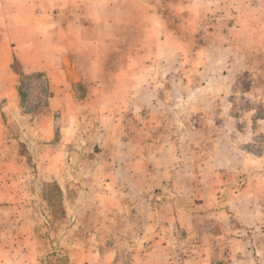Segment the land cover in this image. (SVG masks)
<instances>
[{
	"label": "rangeland",
	"instance_id": "1",
	"mask_svg": "<svg viewBox=\"0 0 264 264\" xmlns=\"http://www.w3.org/2000/svg\"><path fill=\"white\" fill-rule=\"evenodd\" d=\"M2 43L0 264H264V0H0Z\"/></svg>",
	"mask_w": 264,
	"mask_h": 264
},
{
	"label": "crops",
	"instance_id": "2",
	"mask_svg": "<svg viewBox=\"0 0 264 264\" xmlns=\"http://www.w3.org/2000/svg\"><path fill=\"white\" fill-rule=\"evenodd\" d=\"M2 45H3V50H5V51H1V49H0V66H1V64H2V68H0V71L2 70V69H4V67H5V65H7V63H10L11 62V58L13 59V57H12V51H11V54L8 52L9 51V49L10 48H12V47H7L5 44H3L2 43ZM18 48H20V47H18ZM17 48V49H18ZM11 50V49H10ZM23 59V61L26 63L25 65H27L28 67L27 68H29V66H33V68H32V70H34V71H36L35 70V66H38V70L39 71H43V70H46V67H49V68H51L50 66V64L48 63V64H44L43 62H41L40 60H34V61H29V60H26L25 58H22ZM66 64V63H65ZM46 65H48V66H46ZM46 66V67H45ZM9 68V67H8ZM29 70V69H28ZM60 70V72L61 73H64L65 75H67L66 74V68L65 67H62V68H60L59 69ZM0 79H1V73H0ZM147 264V263H146Z\"/></svg>",
	"mask_w": 264,
	"mask_h": 264
}]
</instances>
